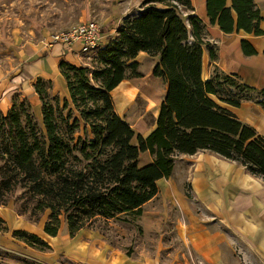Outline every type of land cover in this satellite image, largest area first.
I'll list each match as a JSON object with an SVG mask.
<instances>
[{
    "label": "trees",
    "instance_id": "16d2710c",
    "mask_svg": "<svg viewBox=\"0 0 264 264\" xmlns=\"http://www.w3.org/2000/svg\"><path fill=\"white\" fill-rule=\"evenodd\" d=\"M154 1L171 3L165 8L149 6L127 17L117 27L119 37L99 50L100 66L95 70L61 62L72 105L79 114L66 134L61 132L53 104L46 99L42 78L36 91L43 105L45 140L33 125L32 114L16 102L7 113L0 111V205L13 200L15 210L29 217L48 210L44 231L51 236L59 234L64 220L74 236L94 218H140L144 205L159 192L158 180L172 176L181 154L210 150L264 178V136L212 98L239 107L252 98L242 94L225 98L223 83L241 93L258 89L221 71L204 79V47L208 44L201 20L189 18L190 32L178 7L192 9L191 0ZM207 9L211 23L225 33L243 30L264 35L263 18L254 0H207ZM242 46L246 55L257 53L247 40H242ZM209 49L215 59L214 50ZM142 51L159 57L153 73L168 85L146 135L137 133L119 115L112 95L125 79L141 75L136 58ZM259 91L264 95V89ZM81 120L91 137L80 136L76 141ZM70 134L72 138H68ZM146 151L152 161L142 164L140 155ZM7 231L6 221L0 217V232ZM13 235L41 250L51 248L27 230H14Z\"/></svg>",
    "mask_w": 264,
    "mask_h": 264
},
{
    "label": "rangeland",
    "instance_id": "374dc122",
    "mask_svg": "<svg viewBox=\"0 0 264 264\" xmlns=\"http://www.w3.org/2000/svg\"><path fill=\"white\" fill-rule=\"evenodd\" d=\"M169 3L171 2L154 0H0V111L7 113L16 102L18 107L32 114L33 125L41 136V140H45L43 105L36 91L37 81L42 78L43 87L46 88V99L53 104L61 132L66 134L69 124L72 125L74 118L79 114L72 105L66 78L60 70L61 62L67 61L76 66H86L95 70L100 66L97 62L99 50L119 37L117 27L127 17L137 15L146 7L154 5L165 8ZM178 7L189 26L188 16L193 13L182 5ZM88 21H94L101 27L103 40L96 51L88 54L78 51L83 56L82 61L77 57L72 58L71 50L67 46L52 43L53 35L68 32ZM189 29L191 30V26ZM55 45H62L63 49L61 56L57 59L58 64H53L58 69L48 66L45 67L46 73H42L43 75L29 74L28 62L43 58L46 54L49 55ZM65 49L67 53H64ZM155 57L157 56L148 53L141 54L138 59L141 75L127 78L125 86L121 87L131 90L132 93L127 99L120 102V97L123 95L121 93L115 96L112 94L116 111L137 133H139L138 127L141 123H145L151 131L152 123L157 118L168 89V85L153 73L157 63ZM204 71L203 65L205 79ZM222 86V96L225 98L242 94L255 101L264 102V95L259 90L241 93V90L227 83H223ZM6 98L9 104L8 108L3 110L1 105L4 104ZM212 98L219 104H224V101L217 96H212ZM66 100H68L67 103ZM22 119L29 130L25 113L22 114ZM80 136L83 139L91 137L90 130L85 128L82 120L75 133L76 141ZM68 138H72V134ZM134 142H137L136 139ZM180 161L181 157L178 155L176 158L178 166L184 164ZM18 193L16 192L13 198ZM147 209L146 206L144 210ZM48 214L47 210L40 214V217L20 215L14 208L13 200L7 205H0V217L6 221L8 226L7 233H0V264H72V236L65 220L62 221V231L66 232L68 238L63 240L66 242L62 244V248L65 246L64 249L62 251L57 249V253H50L51 248L41 250L38 246H30L13 235V231L17 229L41 234ZM87 227V230L79 237L89 239L88 244L104 240L114 246H124L132 250L138 247L139 250L149 249L150 253L158 254L156 247L160 246V243H166L168 250L161 251L162 260L176 261L175 264L181 261L185 264H203L200 257L177 237L175 231L173 236H169L165 226L160 233L144 227L142 216L134 219L126 215L109 219L99 217L92 219ZM172 229L173 227L170 228L171 233ZM226 262V264H258L254 256L246 255L238 246L231 248Z\"/></svg>",
    "mask_w": 264,
    "mask_h": 264
},
{
    "label": "crops",
    "instance_id": "0c3cea01",
    "mask_svg": "<svg viewBox=\"0 0 264 264\" xmlns=\"http://www.w3.org/2000/svg\"><path fill=\"white\" fill-rule=\"evenodd\" d=\"M254 1L260 9L263 18L260 26L264 30V0ZM191 4L189 11L193 14L188 17L200 18L203 39L208 44L204 47L205 79H210L216 70H220L237 75L244 83L258 90L264 89V35L256 36L243 30L225 33L218 24L211 23L207 0H191ZM242 40H247L257 53L246 55ZM209 48L214 50L215 59H211ZM62 50V45H55L49 55L28 62L29 74L43 75L46 73L45 67H55ZM70 53L72 58L77 57L82 61L78 47ZM142 53L146 52H140L137 60ZM155 59L157 62L159 57ZM127 80L112 91L114 96L117 93L123 95L120 102L132 93L130 89L121 88ZM8 101L6 98L1 105L3 110L8 108ZM221 105L264 136V104L251 99L239 107L227 103ZM138 129L143 135L150 131L145 123H141ZM180 157V162L184 164H176L172 176L158 180V194L144 205V209L146 206L148 209L142 215L143 226L159 233L165 226L169 236H173L175 231L203 264H226L234 246L241 248L246 255L254 256L258 264H264V178L251 173L241 163L210 150H200L192 155L181 154ZM140 160L142 164H147L152 161V156L146 151L141 153ZM86 228L80 229L74 236L70 234L72 264L176 263L162 260L161 251L168 250L166 243L156 247L158 254L150 253L149 249L139 250L137 247L132 250L114 246L104 240L88 244L89 239L79 237ZM60 230L57 236H51L44 231L43 225V232L39 234L51 245L50 253H57V249L62 251L65 247L62 248V244H66L63 240L68 236L62 231V226ZM178 264L185 263L181 261Z\"/></svg>",
    "mask_w": 264,
    "mask_h": 264
},
{
    "label": "built area",
    "instance_id": "2783aa9c",
    "mask_svg": "<svg viewBox=\"0 0 264 264\" xmlns=\"http://www.w3.org/2000/svg\"><path fill=\"white\" fill-rule=\"evenodd\" d=\"M102 40L101 27L94 21L81 23L68 32L57 33L52 36V43L63 44L71 51L78 47V51L83 54L98 50Z\"/></svg>",
    "mask_w": 264,
    "mask_h": 264
}]
</instances>
